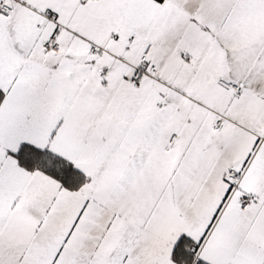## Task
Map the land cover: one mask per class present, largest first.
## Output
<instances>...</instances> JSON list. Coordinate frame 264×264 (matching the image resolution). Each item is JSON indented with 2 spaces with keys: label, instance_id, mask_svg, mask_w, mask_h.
<instances>
[{
  "label": "snow or ice",
  "instance_id": "6c2138e0",
  "mask_svg": "<svg viewBox=\"0 0 264 264\" xmlns=\"http://www.w3.org/2000/svg\"><path fill=\"white\" fill-rule=\"evenodd\" d=\"M0 264H264V0H0Z\"/></svg>",
  "mask_w": 264,
  "mask_h": 264
}]
</instances>
